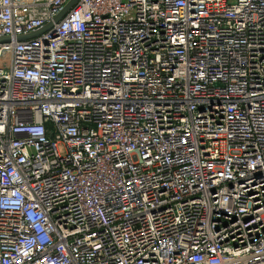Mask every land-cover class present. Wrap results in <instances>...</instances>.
<instances>
[{"label":"built area","instance_id":"2783aa9c","mask_svg":"<svg viewBox=\"0 0 264 264\" xmlns=\"http://www.w3.org/2000/svg\"><path fill=\"white\" fill-rule=\"evenodd\" d=\"M0 0V264H264V0Z\"/></svg>","mask_w":264,"mask_h":264},{"label":"water","instance_id":"95a60500","mask_svg":"<svg viewBox=\"0 0 264 264\" xmlns=\"http://www.w3.org/2000/svg\"><path fill=\"white\" fill-rule=\"evenodd\" d=\"M77 2V0H68L63 6L62 8L56 13V15L53 17V19L49 22H47L43 27H41L40 29L33 31L31 33L28 34H22V35H18L16 38L18 40H23V39H27V38H31L34 36L39 35L40 33L44 32L45 30L50 29L51 27H53L54 23L58 22L62 16ZM10 38L7 36H2L0 37V42H7L9 41Z\"/></svg>","mask_w":264,"mask_h":264}]
</instances>
